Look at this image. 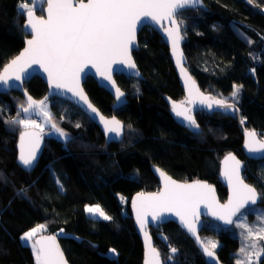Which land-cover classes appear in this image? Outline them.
<instances>
[{
	"label": "trees",
	"instance_id": "16d2710c",
	"mask_svg": "<svg viewBox=\"0 0 264 264\" xmlns=\"http://www.w3.org/2000/svg\"><path fill=\"white\" fill-rule=\"evenodd\" d=\"M204 1L207 9L178 14L191 74L211 96L235 103L244 127L263 138L264 0ZM27 2L0 0V71L29 37L24 30L26 15L19 7ZM37 5L45 7L42 0ZM133 54L144 79L116 76L128 98L121 108L112 106L114 98L92 76L84 83L94 104L123 122V140L108 142L86 113L54 97L49 101V116L72 139L42 133L44 147L30 171L18 161L20 135L27 129L13 123L19 121V114L25 115L26 98L18 91L0 94V264H35L33 249L23 244L21 236L41 224L45 228L35 236H59L71 264H143L144 246L130 204L136 193L158 189L153 163L167 167L179 179L215 184L224 201L227 189L219 177L220 163L225 153L233 151L245 161V180L264 193V159L245 155L239 116L224 110L202 112L197 115L202 128L190 136L172 117L164 99L165 94L176 96L180 85L162 36L144 27ZM25 88L38 99L47 92V84L38 76ZM87 205H99L111 219L89 216ZM255 206L264 208V197ZM229 229L207 219L201 236L205 243L204 236L219 242L215 250L222 262L236 264L240 240ZM150 230L165 264H207L195 241L177 223ZM171 248L177 251L172 253ZM169 256L171 261L166 260ZM258 264H264V252Z\"/></svg>",
	"mask_w": 264,
	"mask_h": 264
},
{
	"label": "snow or ice",
	"instance_id": "6c2138e0",
	"mask_svg": "<svg viewBox=\"0 0 264 264\" xmlns=\"http://www.w3.org/2000/svg\"><path fill=\"white\" fill-rule=\"evenodd\" d=\"M200 2L201 0H88L87 3L81 2L74 6L72 0H42V4L47 6V19H43L35 17V11L38 9L36 0H29L19 7L21 14L26 15L25 27L34 34L33 39H29L23 52L4 68L3 74L0 75V85L12 87L13 85L8 84L10 78L14 77L16 81H20L22 79L21 73L25 72L27 67L33 64L39 65L48 73L49 81L56 88H66L73 92L85 102L92 113L96 114L97 109L88 102L83 90L79 89V73L82 67L88 63L97 67L101 64L108 66L113 60L120 58L122 64H127L129 68L134 69L135 63L131 60L130 51L135 41L138 22H141L142 18H147L159 24L162 20L168 19L175 24L174 16L179 10L194 7ZM249 2L251 3V0ZM25 10L27 11L25 12ZM38 10L43 12L44 8L39 7ZM164 31L171 38L173 51L176 52L180 39L179 26L177 25L172 29L166 28ZM177 62H180L179 55ZM181 71L184 72V69L181 68ZM101 75H105V73L102 72ZM108 78L110 79V77ZM190 79L189 77L188 80L190 81ZM193 86L194 82H191L189 86L190 95ZM240 87L242 86L233 91V97L237 96ZM77 89L79 90L77 91ZM116 93L118 97L124 95L119 89H116ZM27 100L28 107L23 108L25 113L35 107L39 108L45 116L49 115L44 109V101H34L31 96H28ZM215 103L229 109L232 108V105H224L222 101ZM211 106V104L208 105V107ZM172 108L177 117H182L184 121H187L188 126L197 130L200 128L195 119L188 114L187 109L180 110V105L174 102ZM99 120L103 121L106 132L115 133L119 136L123 128L120 121L115 118L107 120L103 116H100ZM16 122L24 124L25 127H28L29 124L39 127L35 121H13V123ZM76 127H80V125L77 124ZM128 127L130 128L131 125ZM56 131L64 137L65 141L72 139L63 130L57 128ZM248 136L250 138L247 144L249 152H264V142L256 140L254 132H249ZM21 139L23 140V137ZM38 143L37 138L36 144L38 145ZM34 153L35 149L26 157L22 150L19 159L25 166H30L34 159ZM227 160L233 161L232 171L225 172V176L232 184L233 196L227 205H217L222 214L217 212L213 214L219 215L220 219L230 224L233 222L231 217L237 213H240L241 218L247 214L250 209L244 213L240 212L246 204H256L257 191L241 179L239 175L240 162L232 155L226 158V162ZM160 175L164 176L165 180L163 192L147 196L140 193L136 197L134 207L140 228H145L149 216L153 221L158 218L163 220L161 216L163 211H175L176 215L184 220L189 231L194 232V225L185 220L183 213H194L196 204L201 200L208 199L209 194L213 193L214 190L209 185L199 181L193 184H178L163 172H160ZM261 196L264 197V193ZM214 202L213 196L209 206L211 207ZM87 211L105 220L111 219L99 205L88 207ZM258 220L261 224L257 229V235L259 239H264V235H261L264 234V216L258 217ZM239 226L247 228L246 239L252 237L253 230L251 227L244 224ZM44 228L45 225L43 224L32 228L21 236V240L27 244L32 241L37 232ZM145 235L147 236V233ZM31 247L34 250L37 264H67L54 236H50L46 240L36 241L31 244ZM212 247L215 248L216 245L212 244ZM251 247H256L255 242ZM176 251L177 249L171 248L172 253ZM204 251L209 257L215 255L208 248H205ZM240 251L243 253L244 247ZM110 252L115 254L116 250L110 249ZM262 252H264V247L259 249L257 256ZM149 253L151 259L146 261V264H160V254L150 244ZM166 260H171V257H167Z\"/></svg>",
	"mask_w": 264,
	"mask_h": 264
},
{
	"label": "water",
	"instance_id": "95a60500",
	"mask_svg": "<svg viewBox=\"0 0 264 264\" xmlns=\"http://www.w3.org/2000/svg\"><path fill=\"white\" fill-rule=\"evenodd\" d=\"M81 2L87 3L88 0H72V3L74 6L78 5ZM46 7L47 6L45 5L42 15H39L37 13V11H35V17L47 19ZM196 8L207 9L205 1L201 0V2L198 3L194 7H186L184 9L179 10V12L174 16V19L176 22L175 24H173L172 21H170L168 19H164L159 24H157L156 22H154L150 19L142 18L141 22H138V24L136 26L135 41H134L133 46H132L131 51H130L131 60H132V62L135 63L134 69L129 68L127 64H122L120 62V58H116L108 66L101 64L97 67L91 63H88L82 67V70L79 73V89L83 90V93L87 96L88 102L93 107H95L97 109L96 114L92 113L91 109H89L87 107L85 102L80 100V98L78 96L74 95L73 92L68 91L66 88H59V89L56 88L54 86V84L49 81L48 73L45 72L41 66L35 65V64L27 67L25 72L21 73L22 79L20 81H16L14 79V77L10 78L8 81V84L13 85L12 87L0 85V94L9 93L11 91H18L24 95V97L26 98L27 104H28V100H27L28 96H31L32 99L34 101H37V102L44 101V104L46 102L50 101L54 97H58L62 100L73 103L75 106L80 108L84 113H86L90 117V119L93 120L98 125V127L101 129L102 133L104 134V136L108 142H120L123 140V138L126 134V130H125L123 122L116 115L107 116L106 114H104L101 111V109L97 105H95L94 102L91 100L89 94L85 90L84 83H85L88 76H92L101 88H104L105 90H107L112 95V97L115 100L113 102L112 106L115 109H119L122 106L126 105L128 103L127 92L119 85V83L117 82L116 76L126 75V77H128V78L135 77V78H139V79H144V76H143L141 70L138 68V65L136 63L133 52H134V50H136L139 47V45H138L139 33L141 32V30L144 27L149 26V27H152L159 32V34L162 36L163 40L166 42L167 46L169 47L171 60L173 62L175 70L178 73L179 78H180L183 86L186 88L188 94H189V86H190L191 82H194V86L192 87V91H191V104H192V106H198V107H201L207 111H210V110L217 108V109L225 110L227 112H235L239 116L240 128H241L243 135H244V153H245V155L251 159L262 160V159H264V152L253 153V152H249V150L247 148V144L249 143V139H250L248 136V133L254 132V131L248 130L244 127V125L242 123L241 116H240V108L235 103L223 101V100L218 99V98H213L209 94L205 93L200 88L197 80H195L193 75L190 74L188 68L186 67L187 57H186L185 51L183 49V43L185 41V37L182 34V25L179 22L178 14L184 10L196 9ZM26 22H27V20H26ZM26 22L24 24V30L27 34H29V37H27L25 39V45L22 48V50L15 57H13L11 60H9L3 66V68L0 71V75L3 74L4 68L7 67V65L10 64L13 59H15L17 56H19L23 52V50L27 47V41L29 39H33L34 34L31 33V31L29 29H26V27H25ZM177 25L179 26L180 39H179L178 44H177L176 52H174L172 40L170 37H168L167 32H165L164 29H166V28L172 29V28L176 27ZM178 55L180 56V62L179 63L177 62V56ZM98 68H99V70H98ZM181 68L184 69V72L181 71ZM102 72L105 73V75H101ZM35 76L42 78L45 81V83L47 84V92L40 99L33 97L25 88V83L31 81ZM108 77H110V79ZM189 77L191 78L190 81L188 80ZM79 89H77V91ZM116 89H119V91L122 92L124 95L118 97L117 93H116ZM216 101H222L224 105H232V108L229 109V108L224 107L222 105H218L217 103H215ZM177 104L180 105V107H183L184 110L186 109L184 104H181V103H177ZM209 104H211L212 106L208 107ZM100 116H103L107 120H111V119L115 118L116 120L121 122V124L123 125V128H122L119 136H117L115 133L106 132L103 121L99 120ZM179 119L184 121L182 117H179ZM254 133H255V139L256 140H258L260 142H264L263 138H261L256 132H254ZM22 137H23V140L21 139ZM37 138L39 140L38 145L36 144ZM43 147H44V140H43L40 133H38L37 131H32V130L23 132L20 135V139H19V143H18L19 157L21 155L22 150H23V154L26 157L29 155V153L33 149H35V153H34V159H33L32 164L30 166H25L18 157V161H19V164L21 165V167L24 168L25 170H28V171L32 170L33 167L35 166L37 159L40 157V155L42 153ZM229 155L234 156L236 158V160H238L240 162L239 175H240L241 179L243 180V182L245 184L251 185L252 187H254L256 189V191H257V202L255 205H257L261 202V194L259 193L258 189L254 185L247 182L244 178L243 170H244L245 161L242 160L241 158H239L238 155H236L235 152H233V151L226 153L223 156L221 163H220V175H219V177H220V180L222 181L223 185L227 189V198L224 201L221 200V198L219 196V192H218L215 184H213L207 180H204V179H197V180H191V181L178 180V179L172 177L171 175H169L168 173H166L160 167L153 165L152 170L155 173V175L159 178L160 188L156 191H143V192L136 193L132 197L131 204H130L132 216H133V219L135 222V226H136L137 231H138V233L142 239L143 246H144L143 264H146V261H149L151 259V256L149 253V244L151 245L152 248H155L160 254L159 248L156 246L155 238H154L150 228H157V227L164 225L170 221L177 223L195 241V244L197 245V247L199 248L201 253L204 255L207 264H225L219 258L217 251L215 249L209 247L203 241L202 236H201V231L203 230L205 220H207V219H211V220L221 224L223 227L228 228V227L233 225L235 219L240 214V213H237L236 215L232 216L231 219L233 222L230 224L226 223L225 220L220 219L219 215L213 214L214 212L222 214L220 212V209L217 207V205H219V206L227 205L229 200H231L232 196H233L232 184H230L229 179L225 176L226 171L231 172L233 169V161L227 160V162H226V158ZM157 170H159V171H157ZM160 172H163L167 177H169L172 181H175L178 184H193V183H196L197 181H199L200 183H205V184L209 185L214 190L213 193L209 194L208 199L201 200L200 202H198L196 204L195 209H194V213H183L185 220L191 222L194 225V227H195L194 232L189 231L188 227L185 226L184 220H181V217L176 215L175 211H163L161 213L163 220L158 218L157 220L153 221L151 216H149L147 218L148 223L146 224L145 228L144 229L140 228V225H139L137 218H136V208L134 207V203H136V197L140 193H144L147 196V195L160 193V192L164 191L165 180H164V176L160 175ZM213 196H214L215 202L210 207L209 204H210V201H211ZM255 205L246 204L245 207L240 210V212H242L246 208L253 207ZM145 233H147V236L145 235ZM50 236L55 237L56 243L59 245L61 251L63 252L64 258L67 261V264H71L69 262L67 256H66V254H65V251H64V248L61 244L59 236H57L56 234H39L35 237L34 241L36 242V241H40V240H46ZM37 247H39V245H37ZM205 248H208L210 251H213L215 254L214 257H209L206 254V252L204 251ZM159 259H160V264H165L163 258L161 257V254L159 256ZM169 261H171V260H169Z\"/></svg>",
	"mask_w": 264,
	"mask_h": 264
},
{
	"label": "rangeland",
	"instance_id": "374dc122",
	"mask_svg": "<svg viewBox=\"0 0 264 264\" xmlns=\"http://www.w3.org/2000/svg\"><path fill=\"white\" fill-rule=\"evenodd\" d=\"M40 2H41V0H36V4H38ZM26 107H28V106H26ZM44 109L49 114V110H50L49 101L44 104ZM35 112H37L36 115H34ZM37 119H40V123H37ZM18 120L35 121V124L39 125V127H34L31 124H29L28 127H25L24 124H22V125L27 130L38 129V130H40V133L41 134L43 133L46 137H49L50 135H55L58 138H61L62 140H64V137L60 136V134L56 131V129L58 127L55 124H53L50 116L49 115L45 116L40 111L39 108H33L29 112L25 113V115L19 114L18 115ZM53 125H55V127H53ZM143 177H144L143 178L144 183H147L148 179L144 176V174H143ZM95 206L96 205H87L86 206L87 214L89 216H92V217L103 219L102 217L94 216V215H92L91 213H89L87 211L88 207H95ZM249 209L243 210L241 213L246 212V210H249V211H247V214L244 217H242V218L240 217V214H239L238 217L235 219L233 225L228 227V228H230L229 229L230 233L235 235V236H237L239 238V240H240V247L236 251V255H237L236 259H235L236 264H238V262H239V264H258L260 258L263 255V252H262V253H260L259 256H257V252L259 251V249L264 246V239H259L258 238L257 229L260 227V224H261V222L258 220V217L264 216V208L262 206H253V207H249ZM104 213L106 215H108L105 211H104ZM249 214L252 215L251 218H249V216H248ZM241 224L247 225L248 227L252 228V230H253L252 237H250L248 239L245 238L246 235H247V228L240 227L239 225H241ZM30 230L31 229H29L28 231H30ZM28 231H26V232H28ZM39 232H37L36 234H38ZM35 235L33 236L32 241H29L27 243V245L31 246V244L35 242L34 241V238L36 237ZM261 235H264V234H261ZM204 240L206 241V243L211 248H213L212 244L216 245L215 248L219 247V242L216 239L212 238L211 236H204ZM22 242H23V244H25L24 241H22ZM253 242H255V244H256L255 248L251 247ZM242 247H244V252L243 253H241V251H240ZM33 252H34V250H33ZM35 264H37L36 258H35Z\"/></svg>",
	"mask_w": 264,
	"mask_h": 264
},
{
	"label": "flooded vegetation",
	"instance_id": "af4514ba",
	"mask_svg": "<svg viewBox=\"0 0 264 264\" xmlns=\"http://www.w3.org/2000/svg\"><path fill=\"white\" fill-rule=\"evenodd\" d=\"M186 67L188 68V70H189V72H190V74H191V65L190 64H188V63H186ZM176 71V70H175ZM120 76V75H119ZM125 77H126V75H125ZM176 79H177V81H178V85H180V90L178 91V95L176 94V96H170V95H168V94H165V96H164V99H165V101H166V103H167V108H168V110H169V112H170V114L172 115V117L176 120V122L185 130V131H187L188 132V134H190V136H191V131L192 132H194V131H199V130H201V126H200V128L197 130V129H194V128H192V127H190V126H188V123H187V121H182V120H180L179 119V117H177L176 115H175V112L173 111V108H172V104H173V102L174 103H181V104H184L185 105V107H186V109L188 110V114L189 115H192V117L195 119V121H196V123L197 124H199L200 125V123H199V121H198V118H197V115L198 114H201L202 112L203 113H209V114H211V113H213V112H218L219 110H221V109H213V110H210V111H207V110H205V109H203V108H201V107H198V106H192V104H191V95L190 94H188V92H187V90H186V88L183 86V84H182V82H181V80H180V78H179V75H178V73L176 72ZM126 79H133V77H130V78H128V77H126ZM195 80H197V82H198V84H199V86H200V88H201V85H200V82H199V80L195 77ZM118 82V81H117ZM202 89V88H201ZM205 93H207V94H209L210 96H211V94L210 93H208L207 91H205L204 89H202ZM211 97H213V98H219V97H216V96H211ZM220 99L221 100H223V101H227L225 98H221L220 97ZM115 101V100H114ZM180 110H184V108L183 107H180ZM225 111V110H224ZM226 112V111H225ZM107 116H111V115H107ZM98 126V125H97ZM263 139H264V137H263ZM226 154V153H225ZM224 156V155H223ZM223 156H222V158H223ZM153 165H156V166H158V167H160L162 170H164L166 173H168L169 175H171L172 177H174V178H176V179H178V180H182V179H179V178H177L176 177V175H174L169 169H167V167H165V166H162V165H159V164H155V163H153L152 164V166ZM152 166H151V171L153 172V170H152ZM154 173V172H153ZM154 175H155V173H154ZM156 176V175H155ZM156 178H157V184H156V186H158V189L160 188V181H159V178L156 176ZM148 181H149V179H148ZM183 181H187V180H183ZM188 181H191V180H188ZM158 189H156V190H158ZM155 190V191H156ZM159 228V227H158ZM158 235H160V233H158Z\"/></svg>",
	"mask_w": 264,
	"mask_h": 264
},
{
	"label": "bare ground",
	"instance_id": "6f19581e",
	"mask_svg": "<svg viewBox=\"0 0 264 264\" xmlns=\"http://www.w3.org/2000/svg\"><path fill=\"white\" fill-rule=\"evenodd\" d=\"M139 38V37H138ZM138 45H139V43H138ZM32 131H37L38 133H40V130H38V129H32ZM41 134V133H40ZM162 226V225H161ZM160 227V226H159ZM158 228V227H157ZM153 229H156V228H153Z\"/></svg>",
	"mask_w": 264,
	"mask_h": 264
},
{
	"label": "built area",
	"instance_id": "2783aa9c",
	"mask_svg": "<svg viewBox=\"0 0 264 264\" xmlns=\"http://www.w3.org/2000/svg\"><path fill=\"white\" fill-rule=\"evenodd\" d=\"M37 123H40V119H37Z\"/></svg>",
	"mask_w": 264,
	"mask_h": 264
}]
</instances>
